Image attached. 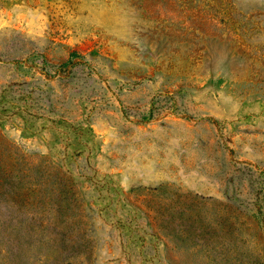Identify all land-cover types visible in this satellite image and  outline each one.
<instances>
[{
	"label": "rangeland",
	"instance_id": "obj_1",
	"mask_svg": "<svg viewBox=\"0 0 264 264\" xmlns=\"http://www.w3.org/2000/svg\"><path fill=\"white\" fill-rule=\"evenodd\" d=\"M0 264H264V0H0Z\"/></svg>",
	"mask_w": 264,
	"mask_h": 264
}]
</instances>
